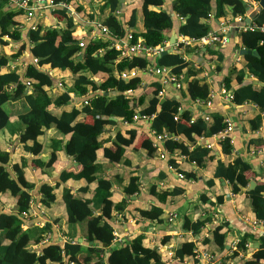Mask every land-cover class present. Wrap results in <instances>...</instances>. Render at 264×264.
<instances>
[{"label":"trees","instance_id":"16d2710c","mask_svg":"<svg viewBox=\"0 0 264 264\" xmlns=\"http://www.w3.org/2000/svg\"><path fill=\"white\" fill-rule=\"evenodd\" d=\"M59 1L71 5L82 19L89 17L90 20H95V16L87 14L83 5L77 0H56ZM255 1L259 2V0ZM12 3L13 0H0V46L2 47L0 131L8 130L12 136L18 133L22 150L25 154L34 156H39L43 152L40 137L45 130L55 128L61 135L70 136V140L64 145V151L80 166V170L78 173L73 170H63L60 174L61 183L65 185L61 196L65 212L63 216L71 227L80 224L81 228H84L87 241L96 245H89L84 250L81 243L76 241L66 242L63 247L58 244H47L40 250L33 248L32 244L40 243L44 235L52 231L53 224L45 223L43 227H35L29 231L25 228L22 214L26 211L30 212L31 191L35 188V184L26 174L29 171V160L23 155L19 162L10 164V151L3 150L0 145V196L6 193L16 201L15 212L8 213L0 207V264H68L70 261L74 264H164L156 248H147L144 245L142 234L117 247H111L115 236L114 229L107 219L111 218L113 210L125 209L127 201L111 204L109 201L112 196L111 182L107 178L99 177L101 164L98 153L104 145L103 134L107 128L118 126L121 120L132 124L138 113L149 118L154 115L151 120L149 119L151 132L167 135L166 149L169 152L178 150L187 155L197 166H204L207 159H214L212 149L202 145L189 149L184 142L168 136L181 135L191 143H195L198 137H212L227 127L223 114L210 112L207 114L208 120L202 116L193 117L192 112L182 108L175 98H166L162 104L160 103L158 93L163 88L160 82L143 85L144 79L140 75L125 80L121 73L137 69L144 71L153 65L171 68L172 73L180 77L181 83L187 77L185 83L193 101H206L211 91L209 86L203 83L202 78L203 73L207 71L206 65L195 61L197 66H194L190 64L191 59L196 56L202 57L204 61L211 62L215 59L221 61L223 55L220 50H215L212 46L187 44L154 60L143 55L119 60L120 53L115 48H111V43L113 37L124 36L128 27L133 36L132 41L142 40L147 47L165 44L169 32L176 25L180 35L187 39H197L210 30L209 24L205 21L214 10L215 16L219 19L226 17L228 8L232 15L237 17L249 12L248 4L244 0H173L168 9L178 16L180 24H177L178 20L162 9L167 0H139L137 3H131L122 17L123 21L115 14L122 6L120 0H103L100 21L93 22L107 27L110 36H102L99 39H88V32L83 29L81 22L75 21L64 8H57L54 13L64 21L62 28H44L38 25L36 29L29 30L31 53L37 58V63L28 64L22 74L16 68L12 69L9 62L20 57L26 48L25 44L17 50H10L9 43L3 39L5 36L13 42H21L22 39L20 21L17 17L25 13L17 8H9ZM252 25L253 30L239 31V38L244 49L256 51L258 54L242 55L243 67L238 70L237 67L231 66L223 84L232 91L235 104L251 102L257 106L259 113L251 122V128L257 129L264 113V86L255 85L253 81L246 79L249 75L264 84V9L256 14ZM84 41H86L85 46L81 48L80 43ZM47 67L69 71L73 76L71 88L58 89L52 94L50 87L54 80L43 70ZM27 80L32 81V88L26 85ZM128 91H132V94ZM90 92L93 95L90 96L88 104L81 103L79 106L69 104L72 100L70 93L87 98ZM181 95L186 96L184 91ZM21 100L27 104V107L12 121L4 105L9 101ZM51 107L61 109L60 114L54 113ZM175 114H178V121L174 120ZM88 117L91 118L90 121L87 120ZM138 135L139 131L133 128L127 129L126 134L119 131L114 141L117 148L115 150L106 148L104 156L111 162H118L124 155L123 145L131 144ZM262 143L261 139H253L249 148L252 149L256 144ZM220 144L225 155L230 156L233 153L234 146L230 137L220 140ZM144 145L151 152L155 150L150 141H144ZM32 161L34 167L44 172L56 163L57 151L54 149L51 152L48 161L39 158ZM172 163L174 164L175 161L172 160ZM251 170L252 165L236 155L230 164L219 161L214 169V176L228 180L233 193L238 194L243 191L253 216L262 221L264 226V181H259L253 189L248 190L250 178L247 174ZM187 176L196 177L194 173ZM69 179L85 181V185L79 188L81 192L88 191L89 186L96 184L94 198L91 200L78 197L72 188L67 186ZM61 183L56 186L48 184L41 186L43 198L40 202L43 205L51 207L57 201L55 189ZM137 183V178H131L128 188L125 189L127 195L139 191ZM152 192L164 202L167 197L179 195L183 190L178 188L172 192L156 193L155 190ZM219 200L222 202V198ZM103 206L105 207L103 215L95 214V211ZM162 212L161 208L155 207L149 211L142 210L140 214L144 217L157 218ZM207 222V220H199L191 224L186 221L183 227L187 232L199 234ZM225 227H227L226 223L216 226L213 229V240L206 238L203 243L212 242L223 249L226 237L222 229ZM168 240L169 237H165V241ZM239 242V249L246 250L247 237L240 239ZM194 250V243H183L170 256L183 259L186 255H193ZM165 255L168 260L172 258ZM260 261H264L263 235L260 248L253 254V260H244L242 264H259Z\"/></svg>","mask_w":264,"mask_h":264},{"label":"crops","instance_id":"0c3cea01","mask_svg":"<svg viewBox=\"0 0 264 264\" xmlns=\"http://www.w3.org/2000/svg\"><path fill=\"white\" fill-rule=\"evenodd\" d=\"M77 1L83 5L87 14L95 16V20H90L89 17L82 19L80 16L75 19V21L81 22L83 29L88 32L89 39L98 34V28L94 26L95 22L93 21H100L99 16L103 0ZM138 1L124 0L121 8L115 13L116 16H120V20L123 21L122 17L127 11V7L131 3H137ZM172 1L167 0L169 8ZM244 1L248 4L249 12L259 5V2L255 0ZM9 8L14 9L16 5L12 4ZM227 11L226 17L219 19L215 16L214 10V13H211L212 16L205 21L210 26L209 31L220 33L224 28L230 27V29L225 31L228 36V42L224 45L216 44L212 46L215 50L222 52L223 59L221 61L215 59L210 62L204 61L202 57L194 56L190 62V64L194 65L195 61H200L206 65L207 71L202 75L203 83L207 84L211 91L216 92L210 106L193 101L188 94L187 83L185 82L181 89H177L173 82L167 81V75L157 74L149 70L140 72V76L144 79V84H150L155 81L160 82L164 90V98H175L180 102L182 108L192 112L193 117L203 116L210 112H220L224 117L231 118L234 125V130L230 134L234 146L233 153L227 156L222 152L219 142L220 135L207 138L206 141L212 144L211 152L214 159H207L204 162V166L199 167L190 161L187 155L182 154L178 150L169 152L165 144L157 141L153 132H151V122L145 117L137 118L132 124H125L121 120L118 126L107 128L103 134V148L98 153V160L101 164L98 174L100 175L99 177L107 178L111 182L112 196L109 199L111 204H118L123 200L127 201L125 209L121 211L113 210L111 218L107 219L114 229L115 239L112 243L114 247L142 234L144 236V245L147 248H156L162 260H164V264H209V261L203 257L205 253L210 254L216 264H242L244 260H253V254L260 248L264 226L257 223L258 220L253 216L244 192L233 193L232 186L228 180L214 176V169L219 161L230 164L235 156L238 155L252 165V170L247 174L250 178L249 184L251 181H255L256 185L259 181H264V113L262 114V122L259 127L252 129L251 122L259 113L257 106L251 102L242 105L234 102H225L222 96L217 93L220 88L219 84L222 83L223 85L230 67L235 66L239 70L244 65L242 55H239V51L243 49L239 31L243 30L245 26H249L245 21L249 12L245 15L234 17L229 8ZM240 17L242 20H239ZM17 19L20 21L21 42H13L8 37H3V39L9 43L10 50H17L18 47L20 48L22 44H25L26 48L22 51L20 57L9 62L12 69L16 68L23 74L27 65L33 63L34 58L31 53L32 44L28 38V32L31 30L32 25L35 27L41 25L44 28H62L64 21L50 9L35 11L30 19L26 15H20ZM176 19L178 20L177 24H180L178 17ZM167 42L169 43V37H167ZM1 49L2 47L0 46ZM5 50L9 51L8 48H5ZM148 57L152 58L150 55ZM154 59L152 58V60ZM43 70L48 72L54 80L53 85L50 87L53 94L59 89L58 82H63L66 88H71L72 84L68 83L67 79L73 80V76L69 71L50 69L48 67ZM55 74L57 75L56 77L53 76ZM246 80L254 81L256 79L248 75ZM182 91L185 92V97L181 95ZM82 100L81 96H77L69 104L79 106ZM9 102L11 103L6 111L11 115V120L14 121L18 113L27 107V104L24 101L23 104L18 103L20 101ZM51 110L57 114L61 112V109L54 107H51ZM87 120L90 121L91 118L88 117ZM130 128L139 131L137 139L129 145H123L124 155L118 162L109 161L104 156V150L106 148L115 150L117 146L114 141L117 133L120 131L122 134H126V130ZM171 137L184 142L189 149L200 146L197 139L195 143H191L183 139L181 135L172 134ZM253 139H261L263 143L261 145L256 144L250 149L249 144ZM69 140L70 136L61 135L55 128L45 130V133L40 137V142L43 144V152L39 156H34L25 154L22 150L18 133L12 136L8 130L3 129L0 131L1 148L5 151H10L11 154L9 163L15 164L19 162L23 155L29 160V171L26 174L28 179L35 184V188L31 191L33 202L31 208L33 210L29 217H23L25 228L32 230L35 227H43L45 223L53 224L52 231L50 233L47 232L43 237L44 239L49 237V242L43 243V239L40 243L32 244L33 248H37V250L47 244H58L63 247L66 242L74 243L76 241L81 243L84 250L89 245H96V243L87 241L83 232L84 228H81L80 224L71 227L66 223L65 216H63L65 212L61 196L65 185L61 183L60 174L63 170H73L75 173L80 170V166L77 165L72 157L66 155L64 151V145ZM144 141H150L155 150L151 152L144 145ZM155 144H157L158 148L155 147ZM54 149L57 151V161L52 168H48L43 172L33 166L32 160L35 158L48 161ZM162 154L164 157L161 156ZM172 160L180 161L176 170L170 168ZM190 173H194L196 177L188 178L187 175ZM179 174H183L185 178H180ZM254 176L256 177L254 178ZM131 178H137L139 191L133 195H127L125 189L128 188ZM59 183L61 185L55 189V193L58 196L57 201L51 207H46L40 202L43 198L40 191L41 186L43 184L56 186ZM66 184L72 188L78 197L91 200L94 198L96 184L89 186L90 189L85 192L79 191V188L85 185L83 179H69ZM178 188L182 189L183 193L174 197L169 196L164 202H161L160 198H157L152 192V190H155L156 193L172 192ZM219 198H222V202ZM0 207L4 208L5 212H15L16 201L5 193L0 196ZM155 207L163 210L162 214L157 218L144 217L140 214L142 210L149 211ZM104 208V206L101 207L95 211V214L103 215ZM170 214H175L176 216L172 222L169 221ZM199 220L208 221L199 234H195L192 231L187 232L184 229L183 224L186 221L193 224ZM55 221H58V223H54ZM222 223L227 224V227L222 229V233L226 237L225 247L221 249L212 242L204 244L203 241L206 238L213 240V229ZM167 236L169 240L166 242L165 237ZM245 237H247V248L246 250H240L236 241ZM188 242L194 243L195 250L193 255H186L183 259L170 256L180 247V244ZM165 254L172 258L170 260L166 259ZM259 264H264V261H260Z\"/></svg>","mask_w":264,"mask_h":264},{"label":"built area","instance_id":"2783aa9c","mask_svg":"<svg viewBox=\"0 0 264 264\" xmlns=\"http://www.w3.org/2000/svg\"><path fill=\"white\" fill-rule=\"evenodd\" d=\"M13 5H16L17 10H22L24 11L25 15L30 19L33 15L35 11H42L45 9H50L51 11L54 12V10H56L57 8H64L65 10H70L71 12L69 14H71L74 19L79 18V15L77 12L74 11L73 7L67 3H65L64 1H59L56 2V0H13ZM212 16V14L209 15L208 18H210ZM241 16V15H240ZM176 17H178L176 15ZM239 17V16H237ZM239 20H242V18L240 17ZM94 26L98 28V34L95 36H92V39H99L102 36L103 37H108L110 36V33L107 29V27L103 26L100 23H94ZM30 29H36V27L34 25H32V27ZM228 29H230V27L224 28L222 32H214V31H208V33L200 38L197 39H187L185 38V36L180 35L178 32V37L177 40L174 44V50L178 49L179 47L183 46V45H187V44H198L201 47L202 46H213V45H224L228 42V36L226 35V32ZM246 29H254V26L252 25V23L249 26H245L243 28V30ZM6 37V36H5ZM133 36L132 33L129 29V27L127 28V32L124 36H115L113 37V42L111 43V48H115L116 50L119 51V60H128L131 59L133 56L135 55H143V56H149L152 58H156L158 56L161 55V53L163 51H165V49H167L169 47V43L166 42L165 44L162 45H158L155 47H147L144 45L143 41L140 40L138 42H133ZM86 41L81 42L80 43V47H84L85 46ZM241 56V55H240ZM33 63H37V58H33ZM194 66H197L196 63H194ZM152 71L155 72L157 74H164L168 76V80L167 81H171L173 82V84L175 85V87L177 89H181L182 86L184 85V82L181 83L179 81L180 77H177L178 75L173 74L171 68H167V67H156V66H151L149 67L147 70L144 71ZM140 70H132V71H124L121 73V76L125 79V80H129L131 77L136 76V75H140ZM182 76V75H179ZM26 85L28 86V88H32V81H25ZM143 85H145L144 83H142ZM58 88L59 89H63V90H67L66 86L63 82H58ZM128 93L132 94V91H128ZM217 93H219L220 96H222L223 100L225 102H230L232 103L234 100V95L232 93V91H229L226 87H224V84L220 87V91H217ZM93 94L90 92L86 97H82V103L83 104H88L89 102V98L90 96H92ZM216 95V92L214 93L213 91H210V95L209 98L206 101H201V100H196L197 102L205 105V106H210L211 105V100L212 98ZM71 99H75V97H77V95L75 93H70ZM165 97L164 94V90L163 88L159 91L158 93V98L163 99ZM77 105V104H76ZM180 109V108H179ZM154 115H151L150 118L149 117H145L148 120L153 117ZM141 114H137V116L134 118V121L137 120V118H140ZM143 117V116H142ZM203 118H205L206 120L209 119V116L207 114H204L202 116ZM174 120L178 121V114L174 115ZM225 120L227 121V127L224 131H222L221 133L217 134L220 135L221 137L219 138V142L220 140H222L223 138L226 137H230L231 138V132H233L234 130V125L233 122L231 120V118H227L225 117ZM125 124H127L126 122H124ZM154 136L156 137V140L165 144V138L167 137L166 134H161V135H157L155 132H153ZM215 136V135H214ZM170 136H168V138H170ZM213 137V136H212ZM207 138L210 137H198V143L199 145L202 146H206L209 149H212V144L208 143L206 141ZM155 147L158 148L157 144H155ZM162 157H164V155H161ZM180 164V161H175L174 164L170 165L171 169L176 170V168L178 167V165ZM180 178H185L183 174H179ZM31 204H33L32 200H31ZM31 204H30V208H31ZM32 208L30 209V212H23L22 216L24 218H26L27 216L29 217V214H31L32 212ZM175 214H170L169 217V221H173L175 218ZM258 224H262V221L257 222ZM263 225V224H262ZM264 236V234H263ZM43 243H47L49 242V237L46 239H44V241H42ZM237 246H239V240L236 241ZM246 248H247V244H246ZM205 253V252H203ZM204 258H206L207 261H209V264H216L214 262V260L212 259L210 254L205 253ZM65 259V258H64ZM66 260V259H65ZM68 264H74V262L70 261Z\"/></svg>","mask_w":264,"mask_h":264},{"label":"water","instance_id":"95a60500","mask_svg":"<svg viewBox=\"0 0 264 264\" xmlns=\"http://www.w3.org/2000/svg\"><path fill=\"white\" fill-rule=\"evenodd\" d=\"M121 3L124 2V0H120ZM259 5L252 11L249 12L247 18H246V23L248 25H250L252 23V20L254 19V17L256 16V14L258 12H260V10L264 9V0H259ZM163 10L165 11H168L169 14L171 15L172 18H176V14L174 12H172L171 10L168 9V6H167V3L162 7ZM69 13L71 12L70 10H67ZM169 37V47L167 49H165V51H163L161 53V55H165L167 54L168 52H172L174 50V44L177 40V37H178V26L176 25L175 28H173L170 32V34L168 35ZM216 49H218V47H216ZM246 53H253L255 55H257L258 53L256 51H249V50H246V49H241L239 51V55H244ZM160 55V56H161ZM187 81V77H185L184 79V82ZM253 83L255 85H260V86H264V84L258 80H254ZM222 83L219 84V86L221 87ZM218 91H220V88L218 89ZM105 95H108V93H105ZM166 98H163L161 99L160 103L162 104L164 101H165ZM70 103V102H69ZM256 185V182L255 181H251L250 184H249V187H248V190H251L255 187Z\"/></svg>","mask_w":264,"mask_h":264},{"label":"rangeland","instance_id":"374dc122","mask_svg":"<svg viewBox=\"0 0 264 264\" xmlns=\"http://www.w3.org/2000/svg\"><path fill=\"white\" fill-rule=\"evenodd\" d=\"M54 77H56L57 75L55 74V75H53ZM66 81V80H65ZM67 81H68V83H73V80L71 79H67ZM66 89H69V88H66ZM51 93L53 94V92L51 91ZM10 103L11 102H8V103H6L5 105H4V108L5 109H8V106L10 105ZM18 103H20V104H23V101H20V102H18ZM24 106H25V103H24ZM28 229V228H27ZM30 229H28V231H29ZM111 247H114L113 245L111 246Z\"/></svg>","mask_w":264,"mask_h":264}]
</instances>
